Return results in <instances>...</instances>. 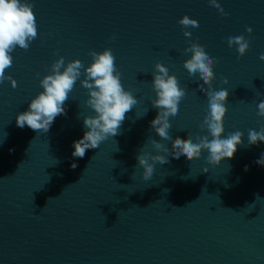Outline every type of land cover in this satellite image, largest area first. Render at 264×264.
Masks as SVG:
<instances>
[{"label": "water", "instance_id": "1", "mask_svg": "<svg viewBox=\"0 0 264 264\" xmlns=\"http://www.w3.org/2000/svg\"><path fill=\"white\" fill-rule=\"evenodd\" d=\"M28 2L38 35L27 50L12 53L6 74L17 86L0 84V264H264V166L256 164L264 143L247 142L248 129L264 128L257 108L264 100V0ZM217 4L226 15L215 11ZM185 15L199 28L179 24ZM236 36L250 42L244 57L228 45ZM190 40L218 61L214 87L229 91L225 127L244 132V146L217 168L203 158L170 157L144 181L135 157L149 138L160 139L149 126L156 63L190 97L183 119L172 118L173 138L204 134L206 86L183 67ZM106 48L139 103L119 134L75 158L73 169L71 144L91 114L79 82L65 102L67 114L47 133L18 127L16 115L42 91L40 79L60 56L87 66L90 52Z\"/></svg>", "mask_w": 264, "mask_h": 264}, {"label": "clouds", "instance_id": "2", "mask_svg": "<svg viewBox=\"0 0 264 264\" xmlns=\"http://www.w3.org/2000/svg\"><path fill=\"white\" fill-rule=\"evenodd\" d=\"M33 7L28 0H0V84L8 80L13 87L17 86V81L6 74V70L13 64L12 53L16 47L27 50L30 42L38 35ZM215 11L226 15L218 4ZM179 24L185 28L188 26L199 28L198 21L187 15L179 20ZM247 31L252 34L251 28ZM184 35L190 37L192 33L185 31ZM189 44L190 47L185 48L184 53L191 55L184 61L183 67L193 82L202 81L206 86L201 88L208 101L201 126V132L204 134H195L188 141L178 136L173 138L170 131L172 118L176 121L183 119V109L189 103L190 97L186 94V89L180 85L177 76L170 74L169 68L164 64L156 63L155 70L151 73V85L155 96L150 99L156 115L149 122V126L160 139L149 138L135 157L138 166L143 170L144 181L151 180L155 166L168 164L170 157L178 162H195L203 158L207 165L217 168L224 161L232 160L237 154L238 147L244 146L245 133L239 130L227 132L225 127L229 91L227 88L217 90L214 87L216 80L214 69L218 61L211 58L197 42L190 40ZM228 45L234 48L240 57L246 56L251 47L244 36L229 37ZM89 54L92 61L87 66L79 59L66 63L65 58L60 56L55 60L51 64L49 74L39 81L42 91L30 100L26 110L16 115L18 127L27 126L34 131L47 133L58 116L67 114L65 102L79 82L86 90L87 99L84 103L91 114L83 118L85 129L83 135L73 140L71 144L73 169L78 166L75 158H83L87 150L97 149L110 137L117 136L126 119V113L139 103L134 93L124 87L122 73L117 68L116 58L110 48L102 52L92 51ZM260 60L264 61V54H261ZM223 83L229 85L230 82L225 78ZM257 108L258 115L264 117V100L258 103ZM146 113L147 109L142 115ZM247 142L250 146L264 143V128L248 129ZM147 148L151 150H146ZM256 164L264 166V153H261ZM245 170H248L247 166ZM203 171L207 173L209 167H205Z\"/></svg>", "mask_w": 264, "mask_h": 264}]
</instances>
